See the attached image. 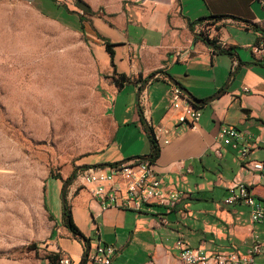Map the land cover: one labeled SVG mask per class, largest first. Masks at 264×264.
<instances>
[{
    "label": "crops",
    "instance_id": "obj_1",
    "mask_svg": "<svg viewBox=\"0 0 264 264\" xmlns=\"http://www.w3.org/2000/svg\"><path fill=\"white\" fill-rule=\"evenodd\" d=\"M115 3V8L108 6L103 18L92 15L89 7L93 23L86 27L83 19V26L102 69L111 76L114 69L102 39L116 45L117 73L130 82L116 89L114 113L117 115L118 103L127 94L137 116L133 113L130 121L124 109L111 144L80 161L79 170L149 157L150 133L141 114L150 129L162 125L170 132V143L158 147L160 153L153 163L164 177L166 189L179 193L180 201L170 211L148 205L103 210L99 199L78 181L68 185L67 192L64 182L69 177H52L42 190L40 220L30 221L32 230L18 243L35 242L38 251L47 256L0 258V264H50L47 257L52 254L66 255L72 264H84L88 247L63 224L64 194L76 226L90 240L89 249L99 243L117 248L112 264H182L176 248L179 240L208 253L241 255L258 241L263 252L256 256L255 264H264V223H253L250 207L243 203L224 204L228 189L239 183L264 202V171L253 169L255 163L264 162V51H254L257 46L264 48V0ZM41 10L55 13L50 7ZM214 16L228 18L214 20ZM202 19L209 20L200 22ZM200 26L207 28L221 50L232 55L214 52L196 37ZM172 85L201 101L195 105L202 113L197 128L176 125L177 113L168 108L167 92ZM225 125L245 134L249 147L245 161L220 142V129ZM140 143L142 148L137 149ZM48 183L55 188L49 197Z\"/></svg>",
    "mask_w": 264,
    "mask_h": 264
},
{
    "label": "rangeland",
    "instance_id": "obj_2",
    "mask_svg": "<svg viewBox=\"0 0 264 264\" xmlns=\"http://www.w3.org/2000/svg\"><path fill=\"white\" fill-rule=\"evenodd\" d=\"M78 1L103 18L118 0H0V258L47 256L18 244L41 218L44 183L104 151L124 109L137 116L127 94L114 113L115 76L80 31V17L86 27L93 19ZM46 189L54 194L53 183Z\"/></svg>",
    "mask_w": 264,
    "mask_h": 264
},
{
    "label": "built area",
    "instance_id": "obj_3",
    "mask_svg": "<svg viewBox=\"0 0 264 264\" xmlns=\"http://www.w3.org/2000/svg\"><path fill=\"white\" fill-rule=\"evenodd\" d=\"M198 36L203 35L213 40L211 33L205 26L198 27ZM214 41V40H213ZM256 53L264 51L262 46L254 48ZM249 92L248 88L244 89ZM168 108L177 113L176 125L189 129L198 127L202 113L189 99L185 92L176 85H172L167 92ZM175 126V127H177ZM157 146H166L170 143V132L162 126L152 127ZM220 142L223 146L239 152L242 160L248 158L249 147L245 134L232 125H225L220 129ZM221 155L220 151H217ZM253 169L264 171V162L255 163ZM76 181L99 199L103 210L110 208L140 209L142 206H155L165 211L174 209L179 201L180 194L166 189L164 177L154 167V163L147 158H139L129 163L109 168H87L79 170ZM243 203L250 207L253 223H264V202L257 200L249 187L244 183L231 186L225 205ZM160 217V220L164 219ZM182 264H255V258L263 252V245L255 241L245 254L237 253H208L200 249H192L184 241L176 243ZM117 248L113 245L99 243L85 259L86 264H112L117 254ZM59 264H72L66 255H61Z\"/></svg>",
    "mask_w": 264,
    "mask_h": 264
},
{
    "label": "trees",
    "instance_id": "obj_4",
    "mask_svg": "<svg viewBox=\"0 0 264 264\" xmlns=\"http://www.w3.org/2000/svg\"><path fill=\"white\" fill-rule=\"evenodd\" d=\"M89 12H90V10L87 13H89ZM226 18H228V16H214V17H212V19H214V20H222V19H226ZM207 20H209V19H202V20H200V22H204ZM80 21L82 24L83 23V17H80ZM80 31L85 35L83 25L80 27ZM196 37H199V39L202 40L208 47L212 48L214 52L219 51V53H221V54L232 55L231 53H227V52L221 50L220 47L216 45L215 41L209 39L208 37H205L203 35H200V36L196 35ZM102 40H103V45L105 46V49L110 56L111 66L114 69V76H115L114 77L115 78L114 83H115L116 87L120 90V89L124 88V86L126 84H128L130 82V79L124 74L120 75L117 73L116 51H115L116 45L114 43H112L110 40H106L104 38ZM140 119H141V122L144 125L145 129L150 133V143H151V147H152V153L149 155V157H146V158L149 159L151 162H155L159 156L160 151H159V148L157 146V142L155 140L153 130L147 126V124L145 123V121L143 119V115H141V114H140ZM140 158L143 159L145 157H140ZM121 164H123V163H114V164H109L108 166L115 167V166H119ZM77 174H78V172L75 171L64 182V186L66 187V186L72 184L75 181ZM56 178L60 179V177H56ZM63 224L71 231V233L75 237H77L81 240H84L86 247H88V248L90 247V240L84 237V235L81 233V231L78 229V227L76 226V224L74 222L71 207L68 205L67 201L65 200V194L63 196ZM47 258L50 261V264H59L60 256H58L56 254L55 255L52 254V255H49ZM85 263L86 262H84V264Z\"/></svg>",
    "mask_w": 264,
    "mask_h": 264
},
{
    "label": "water",
    "instance_id": "obj_5",
    "mask_svg": "<svg viewBox=\"0 0 264 264\" xmlns=\"http://www.w3.org/2000/svg\"><path fill=\"white\" fill-rule=\"evenodd\" d=\"M77 6L84 12H88L89 11V6L85 3H83L82 1H78L77 2ZM186 94V93H185ZM190 99V101L194 104V105H200L201 104V101H199L198 99H196L195 97H193L192 95H187ZM84 241V240H83ZM89 248L86 249V252H85V257H84V262H85V259L89 253Z\"/></svg>",
    "mask_w": 264,
    "mask_h": 264
}]
</instances>
